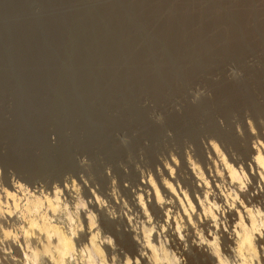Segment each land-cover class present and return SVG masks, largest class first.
<instances>
[{"label": "rangeland", "instance_id": "1", "mask_svg": "<svg viewBox=\"0 0 264 264\" xmlns=\"http://www.w3.org/2000/svg\"><path fill=\"white\" fill-rule=\"evenodd\" d=\"M233 1L0 0V204L3 210L0 211V264L26 262L23 252L27 249L21 241L23 230L14 220L20 214L23 199L33 191L36 195L52 196L55 189L59 190V200L67 206L53 213L46 208L48 217L67 223L70 215L80 229L86 227L80 216L88 210L83 185L89 186L107 213L117 220H139L131 198L140 191L141 181L149 176L155 178L156 170L165 161L169 163L173 157L179 160L182 152L192 155L196 144L204 143L209 136L205 133L196 140L186 136L179 143L175 130L167 127L159 149L151 157L147 148L152 144V133L143 130L136 120H129V114L136 118L138 113L133 108L138 103L137 94L140 95L136 86L141 82L136 85L135 71L141 66L163 67L169 62L179 66L181 59H176V55L182 47L188 54L196 48L224 44L233 34L250 38L247 43L264 49V0ZM244 1L252 6L254 13H238ZM237 21L239 25L234 26ZM236 28L241 30L232 33ZM251 59L254 60L248 57ZM235 67L231 65L224 70L229 79L236 77ZM198 77L187 84L183 97L174 96L172 103L168 101L169 107L165 101L158 105L151 97L152 91L146 90L148 94L144 91L146 97L142 102L149 107L148 115L160 121L168 108L178 111L185 103H195L202 96L214 99L209 83L220 80L223 74L206 72ZM106 95L108 98L103 99V106L108 99L106 110L96 114L95 100ZM257 95L254 97L262 101L263 95ZM115 97L125 102L120 100L124 110ZM127 103L134 113L129 112ZM238 108H235L237 114L234 110L229 115L217 112L216 124L235 132L246 129L252 136L251 142L263 140L264 116ZM136 131L141 139L133 137ZM26 162L34 171L22 167ZM238 166L244 172L241 182L248 186L249 173ZM13 183L22 185L17 194L21 204L16 207L4 193ZM73 183L81 204L62 191L63 184ZM248 201L251 208L259 210L263 229L264 199L256 197ZM93 215L95 227L99 228L97 212ZM113 228L121 229V224L116 222ZM209 231L201 233L206 238L216 236L220 254L231 264L237 263V258L222 247L221 232L209 237L214 230ZM81 233L77 232L75 239ZM105 236L110 243L117 237L111 233ZM166 248L177 264L217 262L215 258L212 261L196 256L188 259L170 243ZM256 248L264 264L263 243L256 244ZM102 254L109 264H114V260L123 264L128 253L123 251L117 256L103 250ZM130 260L133 264V257ZM74 264H81V260Z\"/></svg>", "mask_w": 264, "mask_h": 264}, {"label": "bare ground", "instance_id": "2", "mask_svg": "<svg viewBox=\"0 0 264 264\" xmlns=\"http://www.w3.org/2000/svg\"><path fill=\"white\" fill-rule=\"evenodd\" d=\"M241 6L243 9L238 13H254L252 6L246 1ZM234 23L235 25H232L236 26L240 22ZM239 30L241 29L236 28L229 31L235 33ZM244 38L246 37H236L233 34L224 44L196 48L194 51L191 50L192 54L191 52L186 54V49L182 47L180 51L178 50L180 54L178 51V54L175 53L176 59H181L177 60L179 66L169 62L163 67L159 66L160 68L141 66V69L135 71L134 78L138 82L136 85L141 82L138 87L135 85L140 95L137 94L138 103L135 102L137 107L134 106L133 109H138L134 110L138 113L136 118H132L133 109L130 110L127 103L131 113L129 120L130 122L136 120L142 125L143 130L152 133V144L150 148L145 147L151 153V157L159 149V142L163 136L165 137L167 127L175 130V139L179 143L186 136L196 140L199 135L205 133L209 139L201 144L198 142L192 155H185L182 152L179 160L173 157L169 163L165 161L156 170L155 178L149 176L141 181L140 191L133 193L131 198V205L139 219L134 222L130 219L126 222L122 218L117 220L107 213L87 185H83V194L88 198V210L83 211L80 216V219L86 222L84 229H80V225H75L70 215L67 223L48 217L46 208L53 213L59 207L67 206L64 201L62 203L59 200V190L55 189L52 196L36 195L35 191L30 193L23 199L25 202L21 205L20 214L14 220L23 230L21 241L27 249V252H23L25 264H74L78 260H81V264H109L102 254L103 250L109 255L117 256L126 251L128 254H125L123 264H131L130 256L134 259L133 264H177L175 256L169 254L166 248L168 243L176 246L179 254L185 255L188 259L196 256L197 259L214 261L215 258L216 264H231L220 254L218 238L210 237L217 231L221 232L222 247L237 258L235 264H262L257 255L256 244L264 245V228L261 229L260 226L262 224L259 222V210L251 208L248 199L253 200L256 197L264 199V139L251 142L252 136L246 129L235 132L218 126L215 121L217 112L229 115L233 110L236 113L235 108L238 107L250 109L253 113L264 116V49L251 46L250 42L247 43L251 39ZM248 57H253L254 60H248ZM231 65L236 66L237 71L233 79H229L230 76L224 73ZM215 71L221 72L223 77L209 83L214 92V99L202 96L195 103L187 102L184 105L181 103L182 107L178 111L177 109L171 111L168 108L164 111L163 120L160 121L153 120L148 115L149 107L142 102L146 97L143 95L148 94L146 90L152 91L151 97L158 105L161 106L164 101L167 105L173 98L183 97L182 94L190 81L202 73ZM257 94L263 95L262 101L254 97ZM235 95V100H232ZM118 96L122 97V92ZM105 97L107 95L95 100L96 114L104 113L106 110L108 99L103 106ZM115 98L119 105L121 99ZM122 106L121 110H124ZM94 110L90 109V112ZM123 113L124 116L126 111ZM133 137H138L137 131ZM239 164L249 173L248 186L241 182L240 177L244 172ZM28 165L26 162L22 167L34 171L30 170ZM76 189L74 183L62 185V191L81 204ZM20 190H22L20 183L10 184L4 189L5 197L12 201L14 207L21 204L17 197ZM43 205L46 207L42 208ZM0 211L3 212L1 204ZM93 212H97L99 217V228L95 227ZM116 222L121 224V229L113 228ZM211 229L214 231L209 234L210 238L201 233ZM81 231L83 233L75 239V234ZM106 233L117 236L114 243L109 242ZM262 257L264 258V254Z\"/></svg>", "mask_w": 264, "mask_h": 264}]
</instances>
